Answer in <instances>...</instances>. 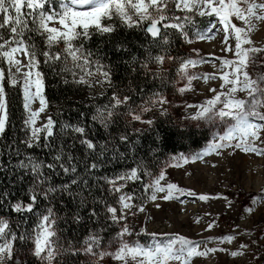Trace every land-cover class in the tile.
I'll list each match as a JSON object with an SVG mask.
<instances>
[{
	"label": "snow or ice",
	"instance_id": "6c2138e0",
	"mask_svg": "<svg viewBox=\"0 0 264 264\" xmlns=\"http://www.w3.org/2000/svg\"><path fill=\"white\" fill-rule=\"evenodd\" d=\"M197 16L209 18L203 29L197 25ZM260 23H264V2L261 0H0V65L8 66L7 74L0 68V139L5 136L9 123L4 83L7 80L9 87L19 86L22 89L23 108L27 113L24 126L30 129V134L20 143L28 150L47 149V154L51 157L50 161L37 159L27 152H21L17 146L5 145L7 149H11L9 159L11 160V156L18 158L11 171L21 172L19 179L27 177L29 183L27 202L17 200L9 202L7 207L12 213L22 217L17 229L28 223V214L36 217V223L31 230L23 228L14 231L9 220L0 216V264H32L31 258L38 264H100L105 258H111L120 264H193L195 258H207L210 254L227 252V249L219 246L210 248L207 245L232 243L236 236L225 235L196 241L175 233H147L145 229L134 233L126 223L128 216L124 210L136 209L132 211V216H135L137 212H144L145 207L143 204H134V195L122 190L127 187L128 182L136 183L148 177L147 182H143L141 186L149 201L162 199L183 203L181 197L195 196L199 201L207 202L219 197L197 196L175 183H162L167 181V169L204 161L205 157L211 155L220 156L228 149L232 150L229 155L239 150L244 154L264 156V148L257 145L258 141L264 143L261 136L264 123H259L264 122V47H255L250 38L258 30ZM56 24L59 27L53 26ZM118 27L140 30L151 38L150 44L160 49V53L155 55L145 49L146 56L143 60L133 56L125 63L131 74L143 71L146 80L149 77L151 80H159L161 86L173 81L167 80L159 70L152 72L151 65L155 64L160 69L166 61H177L178 58L168 52L172 34H178L184 43L192 44L211 42L222 32L221 51L232 55V58H179L176 70L179 80L175 83L186 81L183 87L177 89L180 95L194 91L193 81L196 80H202L205 84L219 80L220 84L218 89H208L214 95L203 103L185 104L186 111L195 110L188 113L185 119L194 122L197 128L207 127L210 139L200 151L191 155L173 154L160 167L158 174L146 168L144 161L133 157L134 166L126 167L114 177L96 175L102 164L127 160L128 156L122 149L126 148L127 153L136 151L138 138L144 134V129L134 127V124L139 123L153 129L156 122L145 118L146 114L159 111L160 116L168 115V108L165 106L170 105L171 101L159 90L147 93L146 85L139 87L137 91L130 81L128 88L132 95H122L123 90L113 88L108 103L95 108L87 127L83 123L63 124L61 133L73 143L62 141L59 146L55 144L53 137L56 122L50 116L43 127H35L37 118L49 105L45 95L46 82L42 64L51 68L65 84L69 81L63 74L70 73L74 78L79 76V79L72 81L77 85L89 83L86 78L99 76L101 79L98 83L112 87L111 66L102 63L97 53L86 45L92 41L93 36L112 37ZM34 36L42 39V49L33 42ZM115 51L128 52V48L117 43ZM193 51L199 57L198 50ZM41 56L43 61L40 60ZM21 57L27 60L26 64ZM216 61L219 62L218 68ZM204 63H212L216 72H190L191 68ZM253 66L255 74L249 72V68ZM13 68L15 72L12 71ZM23 69L27 71H22ZM20 76L22 79L18 78ZM240 93L246 94L245 98H240ZM137 94L142 100L134 103L133 95ZM145 96L146 99H143ZM35 101H39L40 105L37 110L32 109ZM80 116L83 118L85 114L81 112ZM121 118L126 121L128 130L113 135L111 127ZM94 125H99L109 133L104 142H95L89 138L87 129ZM153 135H156L155 131ZM158 142L157 139L154 144ZM77 144L85 150L83 161L74 155L73 150ZM157 151L155 147L150 150L153 157L158 159ZM3 171L4 167L0 166V172ZM54 177L69 179L56 183ZM93 180L96 183H91ZM101 180L108 185L107 191L110 194H119L117 203L120 214H117V207L93 198L94 203L103 205L107 214L104 222L99 225V230L89 228L88 235L82 241L62 236L61 232L66 229L61 227V221L65 225L83 224L85 218L80 210L88 208L91 189ZM65 196L77 204V210L62 217L58 214L56 205L63 204ZM8 197L9 193L0 192V207L5 206ZM262 201L264 192L250 199V206L245 208V212L251 215L255 205ZM42 202L43 211H40ZM87 215L93 223L100 220V214L94 208H89ZM108 222L121 227L105 246L102 233L107 231ZM214 226L215 222L209 223L205 231H210ZM133 235H147L150 239L147 242L127 239ZM247 248L248 245L241 244L239 250L228 254L237 258L245 255L243 250ZM81 256L85 259L80 260Z\"/></svg>",
	"mask_w": 264,
	"mask_h": 264
},
{
	"label": "trees",
	"instance_id": "16d2710c",
	"mask_svg": "<svg viewBox=\"0 0 264 264\" xmlns=\"http://www.w3.org/2000/svg\"><path fill=\"white\" fill-rule=\"evenodd\" d=\"M26 11V10H25ZM198 21L202 22L201 19ZM206 24L201 23V28L205 27ZM5 35H8L7 29L4 30ZM150 37H146L143 32L140 30H127L122 27H118L116 33L113 34L112 37H99L93 36L92 41L88 42L86 47L90 48L93 52L97 53V57L101 60L102 63L108 64L111 66L112 76H113V85L109 87L107 84H101V91L94 93L93 92V84L98 83L101 77L96 76L90 80V83L77 85L72 81L74 79H79V76L72 77L70 73L63 74L66 79H68L69 83L65 84L61 80V77L55 75L51 68L44 66L42 64V71L45 74V82H46V90L45 95L49 102L47 112L48 116H50L55 122L56 126L54 128V137L53 140L57 146L61 144V142L65 143H73V141L64 136L61 133V126L65 123L70 124H80L83 123L87 127L88 124L91 123V115L95 111L97 106H103L108 103V98L112 95L113 88H119L123 94L132 95L131 89L128 88L129 82H132V87L138 88L146 85V92L150 93L153 91H157L160 89L161 92L164 88L161 86L159 80H151L149 77L147 80L143 71L139 74H131L130 69L128 68L126 61H130L133 56L137 57L139 60H143L146 56L145 49H149L154 55L160 53V49L156 46L150 44ZM174 44H170L168 46V52L177 58H182L185 55L184 49L185 45L179 40ZM33 42L38 45V48H43V42L40 37L34 36ZM117 43H122L125 47L128 48V52H116L115 45ZM62 48L63 45L61 44ZM198 50L199 57L195 54V58L205 57L206 52L201 47L194 46L192 50ZM58 50V49H56ZM40 60L43 61V57H40ZM178 61V59H177ZM176 62L167 63V70L161 71L167 80L173 81V83H169L175 85V81L177 78L176 70L178 68ZM167 62V61H166ZM175 66L173 67V64ZM166 64V63H165ZM138 67V65H137ZM156 65L152 64V72H156ZM0 68L6 72L5 65H0ZM57 71H59V65L56 66ZM196 72L194 68L190 69V72ZM5 87L7 91V99H8V112H9V123L3 139H0V166L4 167V171L0 172V192L9 193L8 200L5 201V206L0 207V216L8 219L10 225L14 231H19L23 228H31L36 223V217L34 215H30V219L26 225H21V229H17V224L22 219V217L16 213H12L7 207L9 202H15L17 200H23L27 202V188L29 187L28 178L25 177L23 180L19 179L22 175L21 172L17 171L13 173L11 171L12 165L17 162V157L11 156V160L9 159L11 155V149H7L5 145H14L19 148L21 152H27L37 159L50 161L51 157L47 154V149L35 148L28 150L25 146L20 143V141L25 140L27 135H29V130L24 126V120L26 118V113L23 108V96L22 89L18 86L15 88L8 86V81L5 80ZM164 95L168 98V95L164 93ZM192 97V95H191ZM194 99L202 98V97H193ZM146 99V96L143 97ZM142 100L140 95H133V102L139 103ZM123 111V109H121ZM83 112L85 116L81 118L80 113ZM130 119V118H129ZM151 119L155 120V124L153 129H148L146 126L144 129V134L141 135L139 139V144L136 146V151L134 153H127V149L124 148L128 159L122 162L112 161L110 163L102 164L99 172L96 173L97 176L100 177H114L123 169L131 168L134 166L135 160L144 161V165L146 168L150 169L154 174H157L162 162L170 155L178 154V153H186L188 149L197 151L204 146L207 142L205 131L202 128H197L192 125H179L176 123L174 118L168 113L167 116H160L159 113H155ZM134 127L140 128L134 124ZM128 130L126 126V121L121 118L118 123L114 124L111 127V133L113 135H119L121 132ZM88 136L95 142H104L106 138H108L109 133L105 132L103 128L99 125H94L87 129ZM153 131H155L156 135H153ZM135 138V137H134ZM159 140L158 143L154 144V141ZM41 143H43V133L41 134ZM157 148L158 151L156 153L157 158H154L151 149ZM84 149L77 144L76 148L73 150L74 155L78 157L81 161L85 159ZM23 158V157H19ZM81 171L83 169L81 168ZM56 183H62L69 179V177H54ZM146 182L142 179L140 182L130 183L125 187L122 191L131 193L135 196H140L143 194L142 183ZM176 182L183 184L181 179H176ZM91 183H96L95 180L91 181ZM108 185L103 184L101 180L99 184H96V187L91 189L92 196L89 197V206L88 208H84L80 210V214L85 218L82 225H65L63 221H61V227L66 229V231H62L61 235L66 238H71L76 241H82L83 238L88 235L89 228H96L99 230V225L104 222V217L107 215L104 211V207L102 204L94 203L93 198L95 200H104L108 204H111L118 208L119 204L117 203L119 194H110L107 191ZM64 203H57L56 208L57 212L60 216L70 215L72 212L77 210V204L73 202L69 197H63ZM146 197L140 201V204H145ZM89 208H94L100 214V220L96 223H93L91 219L88 218V210ZM40 211H43V202L40 206ZM106 232H103L102 235L105 238H108L111 231L120 230L119 224H111L110 222ZM118 225V226H116ZM183 236H188L185 233ZM196 238V237H195ZM32 259V264H38L34 258ZM80 260H83V257H79ZM228 263L227 259H223V257L216 256V260L213 264H217L218 261H223Z\"/></svg>",
	"mask_w": 264,
	"mask_h": 264
},
{
	"label": "rangeland",
	"instance_id": "374dc122",
	"mask_svg": "<svg viewBox=\"0 0 264 264\" xmlns=\"http://www.w3.org/2000/svg\"><path fill=\"white\" fill-rule=\"evenodd\" d=\"M261 2H264V0H261ZM177 14L182 15L181 13ZM195 19L199 28H201V23L207 25L209 20V18H201L199 16ZM198 19H201L202 22H199ZM236 23L239 25L238 21ZM53 26L59 27L58 24ZM203 28L204 27L201 29ZM250 38L254 42L255 47H264V23L258 25V30L251 34ZM222 39V32L216 37L212 45L207 41L186 44L180 38V41L185 45L184 51H186L182 58L194 59L195 54L192 50L194 46L201 47L205 50L206 56L203 57L205 59L212 57L232 58L231 53H224L221 51ZM170 40L171 44L178 42L179 35H170ZM21 59L23 63H27L26 59L22 57ZM165 63L166 64L160 69H158L156 65L155 70H167L168 67L166 66L168 62ZM4 65L7 72L8 66L7 64ZM177 65L179 67V58ZM216 65L218 68V61H216ZM174 66L175 63L173 64V67ZM194 69L196 70L194 73L200 74L216 72V68L213 67L212 63H204ZM254 69L255 66L250 67L249 72L255 74ZM12 71L15 72V69L13 68ZM23 71H27V69H23ZM18 78L22 79L21 77ZM86 79H88L90 83L92 78ZM178 80L179 77L177 76L176 81ZM185 83L186 81H179V83H175V85L168 83L163 86V94L166 93L168 95L167 99L171 101V104L165 107L168 108V113L179 125L186 124L195 126L194 122L185 119L188 113L195 110L187 109L186 111L185 104L203 103L205 99L214 95V93L209 92L208 89H218L220 81H210L208 84L203 83L202 80L193 81L194 91L186 92L182 96L177 92V89L183 87ZM100 91L101 84H93V92L97 93ZM239 95L240 98H245L246 94L240 93ZM193 97L202 98L196 100ZM36 102L38 103L39 101H35L34 103L36 104ZM34 103L32 105H35ZM33 110H35V108H33ZM155 113H159V111L148 113L145 118H151ZM48 117L47 110L41 113L37 118L35 127H43ZM136 126L140 128L146 127V125H141L139 123H136ZM200 128L206 132L205 135L208 141L210 139L208 128L205 126ZM28 130L30 134V129ZM261 136L264 138V132L261 133ZM257 145L264 148V143L258 141ZM202 148L197 151H200ZM197 151L191 150L190 148L188 152L184 154L191 155ZM230 151L232 150H225L220 156H207L204 161L188 163L181 168H168L166 173L167 181L162 182L175 183L178 187L190 190L197 196L208 195L210 197L219 198L203 202L196 199L195 196L181 197V201H184L183 203L176 200L164 201L162 199H157L155 202L146 200L144 212H137L135 216H132V211H136V209H132V211L124 210L125 214L128 216L126 223L133 229L134 233H139L141 229H145L147 233L157 234L175 233L183 236L186 233L188 234L186 238L196 241L215 239L225 235L236 236V239L232 243L226 242L222 245L209 243L207 246L210 248L219 246L228 251L210 254L207 258H195L193 264H213L216 260V256L223 257V259L226 258L228 261V263L225 262V260L218 261L217 264H264V201L255 205V210L251 215L245 212V208L250 206V199L264 192V156L244 154L239 150H235L232 155H229ZM171 156L172 155L168 156L162 162L161 166L170 159ZM148 179V177L143 178L146 182ZM176 179H181L183 184L176 182ZM130 183L133 182H128V184ZM143 198H145L144 192L140 196H135L133 203L138 205ZM119 208L120 206L117 208L118 215L120 214ZM197 220H199V223H197ZM212 222H215V226L210 231H205L208 224ZM118 231H111L109 237L105 238V246H107V241L111 240ZM127 239H139L141 242H147L150 237L147 235H133L127 237ZM241 244L248 245V248L243 250L245 255L232 258L228 253L239 250ZM83 259L85 258L83 257ZM100 264H120V262L113 261L111 258H105Z\"/></svg>",
	"mask_w": 264,
	"mask_h": 264
},
{
	"label": "bare ground",
	"instance_id": "6f19581e",
	"mask_svg": "<svg viewBox=\"0 0 264 264\" xmlns=\"http://www.w3.org/2000/svg\"><path fill=\"white\" fill-rule=\"evenodd\" d=\"M262 1H263V0H262ZM219 34H220V33H219ZM219 34H218V35H219ZM218 35H217V37H218ZM214 42H215V40L209 42V44L212 45ZM14 69H15V68H14ZM22 71H23V70H22ZM20 77L22 78V76H20ZM34 104H35V103H34ZM39 107H40L39 102H38V103L36 102L35 105H32V109L35 108V110H36L37 108H39Z\"/></svg>",
	"mask_w": 264,
	"mask_h": 264
}]
</instances>
